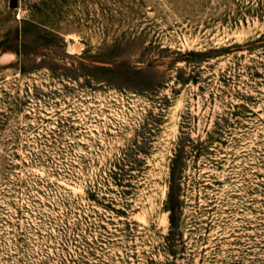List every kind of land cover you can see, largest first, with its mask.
<instances>
[{"label":"rangeland","instance_id":"1","mask_svg":"<svg viewBox=\"0 0 264 264\" xmlns=\"http://www.w3.org/2000/svg\"><path fill=\"white\" fill-rule=\"evenodd\" d=\"M0 264H264V0H0Z\"/></svg>","mask_w":264,"mask_h":264}]
</instances>
